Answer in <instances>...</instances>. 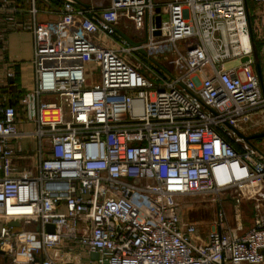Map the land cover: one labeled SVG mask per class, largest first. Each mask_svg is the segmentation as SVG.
<instances>
[{
  "label": "built area",
  "instance_id": "obj_1",
  "mask_svg": "<svg viewBox=\"0 0 264 264\" xmlns=\"http://www.w3.org/2000/svg\"><path fill=\"white\" fill-rule=\"evenodd\" d=\"M250 1L264 5L63 0L42 9L29 0L23 21L15 0H0V89L16 77L6 61L13 32L33 35L35 75L17 103L0 96L7 264L264 263V153L235 131L249 136L264 121ZM40 13L60 21L45 24ZM97 66L100 80L90 84L87 69ZM29 137L38 142L36 164L15 176V158L30 156L19 140ZM188 197L216 204L205 241L184 219ZM225 198L235 199L234 226ZM246 200L256 202L250 229Z\"/></svg>",
  "mask_w": 264,
  "mask_h": 264
},
{
  "label": "crops",
  "instance_id": "obj_2",
  "mask_svg": "<svg viewBox=\"0 0 264 264\" xmlns=\"http://www.w3.org/2000/svg\"><path fill=\"white\" fill-rule=\"evenodd\" d=\"M20 7V15L19 19L23 21H27L29 19V8H30V2L29 0H15ZM251 1V4L255 7V3ZM37 6L39 8H47V9H59L62 4L63 0H49V3H45L42 0H37ZM37 19L40 22H44L45 24H56V22L60 21V16L56 14H42L40 13L37 17ZM63 25V24H62ZM60 26L63 31L62 34L65 39H67V27ZM255 34V33H254ZM62 36V38H63ZM9 46L8 51L6 54V61L14 63L15 71H16V77L14 80H10L9 83L0 89V96L5 97L8 99V102L11 103H17V100L22 97L25 93H27L29 90H32L35 87V75H34V65H33V54H34V40L33 35L29 32H13L9 35ZM264 52V49H263ZM34 125H28V124H21L20 129L21 131H31L34 129ZM19 144L26 153L25 155L29 153V157L27 159L22 158L21 156H17L15 158V162L17 163V167L19 172L15 174L17 175H27L30 174V171L26 173H21L20 170L22 169V166H20V163H25L27 165V168L30 169L33 167L34 164H36V159L34 158V154H36V149L38 147V142L35 138H23L19 140ZM21 173V174H20ZM248 200L245 201V204L243 206V223L245 229H250L253 226L254 222V216L253 218H249L247 216V211L245 210V206L247 205ZM217 209V208H216ZM217 211V210H216ZM255 214V209H253ZM245 214V218H244ZM195 224L199 228V239L200 241H205L211 230L213 229V226L215 225V220L213 219V222L208 227V230L204 229V223L200 222L201 227L199 226V223ZM234 223H231V226H234ZM2 227V221L0 220V228ZM8 258L5 255H0V264H7ZM264 264V263H263Z\"/></svg>",
  "mask_w": 264,
  "mask_h": 264
},
{
  "label": "rangeland",
  "instance_id": "obj_3",
  "mask_svg": "<svg viewBox=\"0 0 264 264\" xmlns=\"http://www.w3.org/2000/svg\"><path fill=\"white\" fill-rule=\"evenodd\" d=\"M157 3H163L168 0H155ZM252 18H253V30H254V37L256 42L253 44L254 45V50H255V58L257 59L258 57L260 59H264V52L262 53L258 52L259 50L257 49V45H260V42H264V5H259L255 4V7L253 8L252 11ZM54 62H49L47 66H52ZM87 74L89 75V82L90 84L98 83L100 80V68L95 67V68H88L87 69ZM256 123H253L252 126L247 129L249 132V135H254L258 133L264 132V121L263 120H257L255 121ZM255 144L257 147L264 153V138L256 140ZM20 166H22V169L20 170L21 173H26L30 169L27 168V165L25 163H20ZM264 187V185H261ZM264 194V193H263ZM260 203L264 202V196H260ZM234 198H225L223 200V204L225 207V210L228 214V219L230 223L235 222V211H234ZM255 201L251 200L247 202V205L245 206V210L248 212L247 216L249 218H253L254 216V207H255ZM245 202L243 201V206ZM216 204L213 203L212 201L208 199H203L202 197H188L186 198L183 208H182V213L184 216V219L188 222L191 223H199L203 222L204 223V229L208 230V227L210 224L213 222V219H216ZM245 218V214H244ZM201 227V224L199 225Z\"/></svg>",
  "mask_w": 264,
  "mask_h": 264
},
{
  "label": "water",
  "instance_id": "obj_4",
  "mask_svg": "<svg viewBox=\"0 0 264 264\" xmlns=\"http://www.w3.org/2000/svg\"><path fill=\"white\" fill-rule=\"evenodd\" d=\"M247 9H248V21H249V29H250V33H251V39H252V42L254 44L255 43V37H254L252 16H251V13H250V8H249V4L248 3H247ZM157 12L160 13V9H157ZM163 19L167 20L168 17L166 15H164ZM158 24L160 25V22H158ZM122 36L125 37L124 35H122ZM125 38H127V37H125ZM130 42L132 44H135L132 41H130ZM253 50H254V45H253ZM141 52L143 54H145L144 51H141ZM254 57H255V50H254ZM248 60H249V58H244L243 62H246ZM255 61H256V69H257V71H258V73L260 75V78H261L262 82L264 83V59H260L258 57L257 59L255 58ZM235 131L237 132V134H239L241 137H243L247 142H252V141H256V140L264 138V132L246 136L243 133H241L240 131H237V130H235ZM9 225L12 226V227H20L21 226L20 222H18L17 220H14V221L10 222ZM47 231L48 232H54V226L48 225L47 226ZM0 255H5V252H3L1 249H0ZM94 258L97 259L98 255L95 254Z\"/></svg>",
  "mask_w": 264,
  "mask_h": 264
},
{
  "label": "trees",
  "instance_id": "obj_5",
  "mask_svg": "<svg viewBox=\"0 0 264 264\" xmlns=\"http://www.w3.org/2000/svg\"><path fill=\"white\" fill-rule=\"evenodd\" d=\"M249 8H250L251 16H252V11H253L254 6L251 4V1L249 2ZM252 23H253V18H252ZM255 42H256V40H255ZM257 49L259 50L258 52L262 53V51L264 49V42H260V45H257Z\"/></svg>",
  "mask_w": 264,
  "mask_h": 264
}]
</instances>
